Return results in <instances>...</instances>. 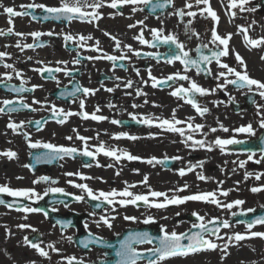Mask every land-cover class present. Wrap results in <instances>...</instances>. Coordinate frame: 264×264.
Listing matches in <instances>:
<instances>
[{
	"label": "flooded vegetation",
	"instance_id": "af4514ba",
	"mask_svg": "<svg viewBox=\"0 0 264 264\" xmlns=\"http://www.w3.org/2000/svg\"><path fill=\"white\" fill-rule=\"evenodd\" d=\"M88 2L92 3L93 0H88ZM110 2L111 0H104V6L97 10L100 18L92 22L75 19L71 22L44 20L45 13L42 9L36 8L27 9L29 15L11 17L12 24L10 25L9 17L4 13L3 7H13L15 11L20 12L25 11L22 5L44 4L47 7H57L60 0H0V5L3 6L0 7V30L5 32V35L0 36V52L8 54L0 62V101H15L22 97L24 103L37 109L36 111H32L31 108L19 109L11 113L7 111L0 113V153L10 150L17 154L13 159L0 155V167L11 165L13 170L10 171L9 176L14 175V181L20 184L25 181L33 183L40 177H49L48 182L34 183L37 185V190L44 186L62 188L64 192L77 196L83 195L84 200L77 201L72 204V207L62 210L64 213L76 212L86 215L84 222L78 225L80 228L71 230L74 233L92 232L105 239L112 238L114 234H108L106 226L101 224L98 227L94 221L104 216L106 209L94 211L92 206L86 202L88 198L86 193L74 187L69 181L76 184H87L94 193L98 194L100 191L106 192L107 185L112 189L115 185L137 184V182L141 183L145 176L148 177L147 183L154 179H168L170 169H164L162 164L155 161L152 164L147 163L153 157L156 160L180 157L176 159L174 168H178L182 163L191 166L209 161L213 163V166H217L223 165L225 160L228 199L231 203L236 200L244 201L237 209L235 206L230 209L229 219L233 218L232 213L242 211L250 213L249 209L264 208V152H262L264 144H261L264 129L259 127L260 120L264 118V107H260V114H257L258 106H264V98L257 94L255 86L251 92L247 88L237 89L231 84L222 89L217 88L218 84H224V78L217 79L216 76L219 72L226 70L219 68L215 61L206 65L211 75L204 72L197 74L195 69L185 72L184 65L179 61L167 63V55L178 51L174 45L159 44L157 47H149L134 39L143 33L145 40L155 43L151 30L163 29L162 35H175L185 45V51H188L189 56L192 59H198L196 52L198 47L207 44L208 48H203V52L215 48L210 43L211 30L215 27L221 37L231 34L228 45L229 55L221 58L222 63L228 64L237 71H245L236 61L238 53L245 62L249 77L264 83V59H261L264 57V45L255 48L246 45L244 33L238 27L246 28L248 36L252 39L264 37V0H249L245 5V9L252 8L255 11H241L239 7L230 8V0H210L209 5H197L196 1L190 0H172V4L164 12H158V14L148 12L146 6L142 4H125L113 9L107 6ZM186 3L193 5L187 8ZM133 7L138 10L133 12ZM206 7H210L216 13L219 18L218 22L213 21L206 11L201 15V11ZM177 10H183L185 13L192 11L196 13V16L190 17L185 14L179 17L175 15ZM86 11L91 12L92 9L88 8ZM33 16L36 19H33ZM138 21H143V24ZM189 21H191L189 28L194 30L198 36L192 35V31H185V25ZM129 25H135V27L130 28ZM9 27L13 28L14 33L19 32L24 35L7 34ZM32 32L45 34L52 32L53 35H42L36 41L30 35ZM106 32L109 33L108 36L105 35ZM65 34L72 35L75 38L74 41L66 42L63 39ZM81 35L91 36L92 39L80 42L83 46L77 47V40ZM112 37H115V40ZM117 40L120 42L119 48L116 47ZM97 41H99L101 51L92 50ZM18 42L21 46L37 43L43 46L21 50L16 47ZM125 45H130L140 55H134ZM149 53L152 55H147ZM104 55L116 57L124 55L126 59L115 62L107 59H85V57ZM74 59H79L80 63H73ZM57 61L66 63L58 64ZM5 63L12 64L15 70L22 75L17 77L13 69L3 67ZM121 64L124 65L123 68L119 66ZM43 67H60L67 71L68 75H65V71H61L54 73L55 79H50L48 73L41 74L34 71V69ZM149 71L151 76L156 77L157 80L180 73L187 75L205 89H216L215 92L210 91V94L205 96L199 94L194 96L197 103L201 107H207L209 112L201 116L190 104L185 103L186 97L182 99L171 95V92L179 87L188 88L189 81L176 79L169 81L167 85H158L153 88ZM4 73L11 74L12 79H5ZM228 79H235V77L228 76ZM21 80L25 82L26 88H32L33 85L40 87L33 92H11L9 87H19ZM128 81H132L131 87H125ZM76 85L81 88L94 89L95 94L87 97L82 92L76 93L74 97L60 95L62 92H71ZM108 88L113 91L108 92L106 90ZM137 90L140 91V95H137ZM34 99L40 103L34 104ZM81 100L85 105L83 110L80 108ZM53 105L65 113L84 111L104 116L106 119L95 121L90 118L83 119L80 115H72L65 123L60 124L57 120L63 117L53 116L51 111ZM11 106L16 107V105ZM0 107L3 105L0 104ZM173 110H175V119L183 122L177 127L184 129L185 137L156 126L159 120H172ZM133 115L141 121L150 117L154 123L151 126L143 122L137 123L132 119ZM113 120L120 121V123L113 124L111 122ZM10 121L17 124L24 122V126L14 133L7 127ZM35 121H41L40 130H37ZM188 123L193 125L191 130L187 127ZM249 124L252 125L255 135L235 131ZM196 125H203V128L196 130ZM221 125L228 131H223ZM212 128H216L217 131H210ZM123 133L136 136L138 139H128L121 135ZM77 134L89 138L86 146L91 151H95V148L102 142L106 149H116L118 154L119 150L127 151L140 159L129 161L121 158L117 162L114 158L101 153L97 154L93 160L77 153L74 158L64 157L46 162L43 159L38 161L36 157L44 156L49 152L48 149L29 147V143H51L56 146L76 148L79 152L85 147V142L77 139ZM189 135L192 136V140L186 139ZM117 136L120 138L117 139ZM67 137H72V139L69 140ZM217 138L234 139L243 143L226 145L224 151H221L220 147L213 143ZM194 140L205 141L206 145L212 146V150L193 145ZM201 152H211V154L201 159ZM249 155L253 157L251 160L248 159ZM241 161L244 162L243 167H240ZM85 164L90 166L85 167ZM30 166L35 167V170L32 171ZM77 172L88 179L66 175V173ZM246 174H250L247 179ZM257 175H260L259 180L256 179ZM190 177L195 180L196 172L191 171ZM53 180L56 183H51ZM254 187L262 190L252 192L251 189ZM230 226L246 228L244 232L247 233L248 238L243 240L245 244L229 245L228 254L224 259H221L223 253L215 254L212 261L207 264H264V238L250 236V232H264V224L255 225L250 230L247 229L246 223H231ZM67 237H71V240L67 238L51 242L57 251L47 246L45 249L48 252V256L45 257L46 264H68L69 258H74L72 264H78L81 261L83 264H102V262L110 264L113 261L111 249H104L93 244L82 249L73 239L75 235ZM152 247H154L152 244L146 243L136 246L135 249L145 254ZM165 261L162 264H166ZM137 264H147V260H138Z\"/></svg>",
	"mask_w": 264,
	"mask_h": 264
},
{
	"label": "snow or ice",
	"instance_id": "6c2138e0",
	"mask_svg": "<svg viewBox=\"0 0 264 264\" xmlns=\"http://www.w3.org/2000/svg\"><path fill=\"white\" fill-rule=\"evenodd\" d=\"M249 2V0H230L229 7L230 8H237L239 7L241 11H255V9L248 8L245 9V5ZM125 4H131V5H138L142 4L145 6L149 7V10L151 12H155L157 9H163L166 6H169L172 4V0H163V3L158 2H153V0H111V2L107 5L110 8L116 9L118 6H123ZM196 4H204L208 5L209 0H196ZM104 6V0H93L92 3H89L88 0H60V4L57 7H47L44 4H29V5H22L21 7L25 9V11H15L13 7H3L0 5V7H3L4 13H6L9 17L8 23L11 25L12 20L11 17H16V16H26L29 15V12L27 9H42L45 15L43 16L44 20L52 19L56 21H68L71 22L72 20H87L88 22H92L94 20H98L100 18V14L97 11L101 7ZM185 7L191 8L192 5L189 3L185 4ZM91 8L92 11L88 12L86 9ZM138 9L136 7L132 8V11L135 12ZM143 10V9H140ZM207 12L208 16L212 18L213 21L218 22L219 18L216 15V13L210 8L206 7L201 11V15H203L204 12ZM188 15L190 17H195L196 13L189 11L185 13L183 10H177L175 12V15L179 17H183L184 15ZM235 15V13H233ZM33 19H36L35 16L32 17ZM138 23L143 24V21H138ZM255 23V21H253ZM191 24V21L188 22V24L185 25V31H192V35L198 36V34L189 28V25ZM129 27H135V25H129ZM239 27V30L244 33V41L246 45H250L251 47H260L261 45H264V37H261L260 39H252L248 36L247 34V29L243 27ZM163 29H152L151 34L153 37V41L155 43L150 42L148 40H145L143 38V33H141L139 36L134 37V39H137L140 44L142 45H148L149 47H157L159 44L163 45H174L175 49L178 51L171 53L167 55V63L171 64L174 61H179L182 65H184V70L187 72L189 69H195L197 74H200L201 72L206 73L207 75H211L210 69L206 67V65L211 64L213 61L217 64V66L221 69H225L226 71L219 72L216 76L217 79H220L221 77L224 78V84H218L217 88H224L227 85L231 84L234 85L237 89H242V88H247L249 92L253 90V86H255V89L257 90V94L261 97L264 98V83L252 79L249 77L246 71V65L243 60V58L237 53L236 54V61L239 63V65L245 69V71H237L236 69L230 67L226 63H222L221 58L226 57L229 55V41L231 39V34L229 33L228 35L221 37L218 33L215 27L212 28L211 30V40L210 43L215 46L214 49H209V54L205 55L202 51L203 48H208L207 44L202 45L201 47H198L196 49V52L198 54V59H192L189 56L188 51H185V45L178 40V38L175 35L169 34V35H162ZM7 34H14L17 36H22L24 35L23 33L19 32H13V28L9 27L7 29ZM5 35V32L3 30H0V36ZM30 35L33 37L34 40L38 41L39 38L42 35H53L52 32L49 33H41V32H32ZM106 36L109 35V33H105ZM63 39L66 42H71L74 41V37L70 34H65L63 36ZM92 39L91 36L85 37V36H79L77 40V47L83 46L80 42H86L87 40ZM113 40H115V37H112ZM42 47L43 44L37 43L35 45L33 44H24L21 46V44L18 42L16 47L21 48L23 50L24 48H33V47ZM120 42L117 40L116 41V47L119 48ZM222 46V48L220 47ZM126 48H128L129 51H132L134 55L139 56L140 53L138 51H134L130 45H125ZM93 51H101L99 49V41L96 42V46L92 49ZM8 54L6 52H0V62L4 60V58ZM79 55V53H78ZM147 55H152L151 53ZM159 56V54H156ZM30 59V58H29ZM85 59H107L109 61H117V60H124L126 57L124 55H121L120 57L112 56V55H104V56H95V57H85ZM261 59H264V57H261ZM41 63V62H38ZM58 64L60 63H66L64 61H57ZM73 63L79 64L80 60L79 59H74ZM204 65V67H202ZM116 65L114 64V67ZM120 67H124V65H119ZM3 67L5 68H10L13 69L17 77H20L22 74L19 71H16L15 68L13 67L12 64H3ZM34 71L40 72L41 74L43 73H48V78L50 79H55L54 73L65 71L61 69L60 67L56 68H50V67H43V68H38L34 69ZM4 78L7 80H11L12 76L9 73H4ZM65 75H68V72L65 71ZM137 75H139V72L137 71ZM228 76H233L235 79H228ZM149 77L152 80V87L156 88L158 85H167L169 81L172 80H187L189 81V87L184 88V87H179L175 89L173 92H171L172 96L180 97V98H185V103L190 104L193 109L197 112V114L203 116L206 113L209 112V109L207 107H201L197 101L194 99V96L196 94H199L200 96H205L210 94L211 92H215L216 89H205L198 85L195 81L191 80L190 77L187 75H181L180 73H175L173 75H170L164 79L157 80L156 77L151 76V72L149 71ZM24 81L21 80V84L19 87L16 86H11L9 87V90L14 93H25V92H33L37 87H40L39 85H33L32 88H26L24 86ZM59 83V81H57ZM132 86V81H128L125 87H131ZM108 92H112L113 89L108 88L106 89ZM94 89H89V88H81L79 85H76L74 89L71 92L67 93H60L61 96H72L74 97L76 93L82 92L85 97L88 95H94L95 94ZM140 91L137 90V95H140ZM34 104L40 103V101L33 100ZM215 103V102H214ZM255 103V101H253ZM0 104L3 105V107H0V113H4L7 111L8 113L17 111L19 109H29L31 108V105L24 103L23 98L21 97L18 100H3L0 101ZM11 105H16V107H12ZM84 101H80V108L81 110L84 109ZM133 107H136V105H133ZM264 107V106H258V111L257 114L259 115V108ZM32 111H36L37 109L31 108ZM51 111L54 117H63L62 119H58L57 123L63 124L66 122L69 116L72 115H80L83 119H92L95 121H101L106 119L104 116L96 115L95 113L89 114L87 112L81 111L80 113H73V112H67L65 113L63 110L56 109L55 106L53 105L51 107ZM99 111V109H97ZM132 119L136 121L137 123L143 122L146 125H152L154 123L152 118H144L142 121L138 120L135 115L132 116ZM191 119V118H189ZM113 124H119L120 121L113 120L111 121ZM31 123V122H30ZM183 123L180 120L175 119V110H173V119L168 120V119H163L159 120L158 123H156L157 127L162 128L163 130H166L168 132H173V133H179L181 137H185V131L184 129L177 127V125ZM35 124L37 125V130H40V125L41 121H35ZM24 126V122H21L19 124L14 123V122H9L7 127L10 128L14 133L17 132L18 129H21ZM188 129L191 130L193 128V125L191 123H188L187 125ZM221 129L225 132L228 131L227 128H224L223 125L220 126ZM259 127L264 129V118H262L259 122ZM196 130H200L203 128V125H196L195 126ZM75 131V129H73ZM210 131L215 132L217 131L216 128L210 129ZM236 132H243L247 133L249 135H255V132L252 128V125L249 124L247 126H242L238 129H235ZM25 138L27 139V134L25 133ZM122 136H126L128 139L131 140H136L138 137L136 136H128L126 133L121 134ZM77 139L85 142V147L83 150H78L76 148H69V147H63V146H56L51 143L47 144H41L40 142H35V143H29L30 148H39L43 147L45 149H48L49 152L45 154L44 156H38L36 159L39 161L41 159L45 160L46 162H51L52 160L55 159H63L64 157H73L75 154H79L84 157H90L91 159L95 160L97 154H103L107 157H112L114 158L117 162L121 158H125L129 161L133 160H139L140 157L131 155L127 151L118 150L116 149H106L104 144L101 142L99 146L95 148V151H91L88 149L86 146V142L89 138L79 136L77 134ZM117 139L120 138V136L116 137ZM67 139H72V137H67ZM187 140H192V136L189 135L186 138ZM184 142V141H182ZM216 146H219L221 151H224V148L226 145L230 144H240L243 143L242 141H237L234 139H220L217 138L213 142ZM261 144H264V138L261 139ZM193 145L204 148L207 147L209 151L212 150V146L206 145L205 141L203 140H194ZM262 152H264V149H262ZM0 155L6 156L9 159H13L16 157V153L13 151H6L3 153H0ZM253 157L252 155H249L248 159L251 160ZM167 158L165 160H156L155 157L152 159H149L147 163L152 164L154 161L156 163L164 164ZM172 159H180V157H173ZM259 163V161H257ZM90 165L85 164V167H88ZM99 166V165H98ZM111 167V165H109ZM197 166H202V162L200 165H191L187 169H180L179 170V175L184 176L186 172L192 171L195 167ZM244 166V162H240V167ZM27 167V165H25ZM68 176H79L81 179H88L87 177L82 176L80 173H66ZM119 175V173H117ZM250 174H246V179ZM200 180H206L207 177L203 176L202 174L198 175L197 177ZM19 179V178H18ZM256 179H260V175L256 176ZM148 180V177L145 176L144 180L141 183L146 184ZM49 177H40L38 180L33 181V183H39V182H48ZM51 183H56V181H51ZM70 184H72L74 187L81 189L84 193H86L87 197L92 200V201H100L102 203H107L109 205H112L114 203H118L120 206H126L128 204L136 205L137 202H143V204L149 208H157V209H163L168 207L169 205H181L184 204L188 201H201V202H206V203H211L216 205L217 207H225L228 209H231L233 206H239L244 203L242 200H236L233 203L221 205L220 201L217 199L216 193L215 192H206V193H197V194H192V195H186V196H177L173 195L169 197L166 193L164 192H158L149 189V192L145 194H134L133 192L129 191V188L135 187V185H128L125 187L124 190L122 191H117L113 189L112 191L109 192H103L100 191L98 194L94 193L91 188L88 187L87 184H76L73 183L72 181H69ZM188 186L184 185V188L177 189L176 191H184ZM261 188L254 187L251 189L252 192H258L261 191ZM48 192H53V193H64V195H70L69 193H65L64 189L62 188H49L45 191V195L48 194ZM0 193L6 194L9 197H23L25 199H31L32 197H36L37 199H42L33 189H19V190H14L7 185L0 186ZM223 196H227L228 192L222 191L220 193ZM116 197H120L119 200L116 199ZM150 197L152 199H150ZM163 197V202H157V198ZM74 200L76 201H82L85 199L83 195L81 196H74ZM4 200H0V204H4ZM11 207V205H8ZM101 206L100 203H97L95 205L96 208H99ZM18 211H23L26 213L29 212H41L43 211L40 208H34L30 206H24L21 208L17 209ZM55 211V209H53ZM249 212L254 211L253 209H249ZM45 216H47V212L44 213ZM179 215V213H177ZM192 215L196 217V220L199 221V223H194L192 225V228L198 229V231H191L189 232H182V233H177L175 230L172 232H168L163 226L160 228L161 235L159 237H151L148 233H132L126 236L123 240L120 241L119 247L115 251V255L118 258L115 261V264H137V261L141 258H143L144 253L137 252L135 247L133 246L134 244H143V243H153V240L156 241V244L154 247L150 248L147 250L148 257H147V264H162L165 260L176 257V256H187L189 254H194L200 251H208V250H216L218 248L221 249L223 252V255L221 256V259H224L225 256H227V249L229 247V242L236 241L239 242L241 240H244L248 238L245 234H240V233H235L231 236L227 237V242L223 244V246L217 244L214 240L206 238V237H215L216 240H224L225 238L223 236H220V227H214V228H209L207 225L208 224H216V218H213L212 220H209L207 222L204 221V217L200 216L198 213L193 212ZM232 215H236V213H232ZM114 219V217L112 218ZM124 219L126 220H135V217H130V216H125ZM97 226L99 227L101 224L104 226L111 228L112 224L110 223L109 218L105 216H101L98 221H94ZM153 218L152 217H147L144 219L143 223L148 224L152 223ZM241 223H244V221H240ZM60 223V222H58ZM256 224H264V215L258 216L255 219L249 221L246 223L247 229H252ZM62 226L66 227V224H62ZM221 226L223 228H229L230 224L227 220H224L221 222ZM20 228H26L30 227L29 225L21 224L18 225ZM85 228H87V224H85ZM33 231H36L35 229H32ZM91 235V234H90ZM251 237H261L264 238V232H250ZM71 240V237L68 238ZM186 241V243H185ZM96 239H90L87 241H81V244L87 248L90 243H96ZM100 243H104L103 241H99ZM24 243L29 245L30 247L34 248L37 253L40 256L47 257L48 252L45 251L43 248L40 247L39 243H33L28 240L27 237L24 239ZM105 247H111V245H104ZM52 248L53 251H57L51 244L48 246ZM74 258H69L68 259V264H72ZM78 264H83V262H78ZM102 264H106V262H102Z\"/></svg>",
	"mask_w": 264,
	"mask_h": 264
},
{
	"label": "rangeland",
	"instance_id": "374dc122",
	"mask_svg": "<svg viewBox=\"0 0 264 264\" xmlns=\"http://www.w3.org/2000/svg\"><path fill=\"white\" fill-rule=\"evenodd\" d=\"M196 1V0H190ZM210 1V0H209ZM193 5V4H192ZM209 5V4H208ZM211 154V152H201V159H204L207 155ZM200 159V160H201ZM200 165V164H199ZM210 165V168L208 166ZM189 166L187 163H182L179 168L173 169L170 172L169 179L166 180H155L152 181L148 185H138L140 188L137 190L139 193L143 191L144 186L148 187L151 190L164 192L169 197L173 195L177 196H186L192 195L197 193H206V192H215L217 199L220 201L221 205L231 203L227 196H223L220 193L222 191L227 190V183H226V163L224 160L223 165L213 166L212 162H203L202 167L197 166L200 168L195 167L192 171L196 172V180H187L185 176L179 175L180 169H187ZM210 169V173L207 169ZM13 170L11 165L6 167L0 168V184L10 185L13 184L15 186H28L31 187V183H17L14 181V175H10V171ZM223 172V173H222ZM222 175L220 176L219 174ZM1 174H5L1 177ZM202 174L203 176L207 177L206 180L198 179V175ZM6 180H10L7 184L5 183ZM165 182L166 184L162 186H158V183ZM184 185L188 187L184 191L177 192V189L184 188ZM158 186V187H157ZM44 187V186H43ZM125 188V184L123 187L121 185H115L112 189L109 185L106 186V189H118L119 191ZM158 188V189H157ZM48 188L44 187V190L40 189V192H45ZM148 189V190H149ZM39 195V192H37ZM163 198V197H161ZM117 200L120 197L116 198ZM31 202L38 201L35 196L29 199ZM236 209L238 206H235ZM168 209H157V208H149L143 204V206H132L128 204L126 206H120L118 203H114L111 209L105 212V217L109 218L110 223L115 224L111 228H106L107 233L110 234L112 232H119L120 227L130 224H139L143 223L144 219L147 217L153 218V226L154 227H161L163 226L168 232H172L175 230L177 233L185 232L187 229L192 227L194 223L197 222H189L184 218V215L187 213L196 212L200 216L204 217V221L207 222L212 220L213 218L216 219H225L228 220V216L230 214V209L225 207H217L214 204L201 202V201H188L181 205H169ZM179 213V215H177ZM125 216L135 217V220H126L124 219ZM114 217V219H112ZM169 220V221H168ZM175 222H180L176 224ZM25 224L29 225L30 227L20 228L18 225ZM32 229H35L36 232L39 231L43 234L44 239H46L47 243L40 244V247L44 250L46 246L52 245V241H57L62 238H66V236L70 235V231H66L65 233H60L54 225L50 224V222L43 217V215L34 213V212H23L22 214L11 215L8 211L0 208V264H46L44 257L40 256L37 251L30 247L29 245L24 243V238L30 232H35ZM246 230L245 227H232L225 228L224 230L220 231L219 235L223 236L224 240H216L214 237H209V239L214 240L217 244L223 246L225 242H227V237L231 236L235 233L244 232ZM107 234V235H108ZM237 244L243 245V243H237L236 241L229 242V245ZM51 249V248H50ZM60 249V248H58ZM17 251H20V254H17ZM9 253H11L9 255ZM223 253L220 248L216 250H208V251H200L194 253L192 255H188L186 257L183 256H176L172 257L168 263L166 264H207L212 261L214 255ZM9 255V256H8Z\"/></svg>",
	"mask_w": 264,
	"mask_h": 264
},
{
	"label": "water",
	"instance_id": "95a60500",
	"mask_svg": "<svg viewBox=\"0 0 264 264\" xmlns=\"http://www.w3.org/2000/svg\"><path fill=\"white\" fill-rule=\"evenodd\" d=\"M53 196L52 195L47 196L46 200L43 203H41L40 205H38L37 208L42 209L44 213L47 212V215H48L49 219L53 223H55L56 221H59L61 224H66L68 226V223H67L68 221H65V220H71V221H73V218H75V217L69 216L68 217L69 219H64L65 217H61V216L54 215L50 211H48V209H47V205L49 204L48 203L49 202L48 200H50V199L53 200L54 199ZM57 196H59V195H57ZM63 198L64 197H60V198H57V199L58 200H62ZM0 200H2V199L0 198ZM208 227L209 228H214V227H220L221 228L222 226H221V222H217L214 225L213 224H210ZM146 231L147 230H145V229H142V231L141 230H134V229L126 230L124 232V234L122 235L123 238H118V239H122L123 240L129 234L137 233V232L144 233ZM191 231L195 232V231H198V229H192ZM147 232L149 233V235L151 234V237L153 236L152 233H150L149 231H147ZM160 235H161V232H160V230H158V231H155V234H154L153 237H159ZM118 239L116 238V240H118ZM118 241H121V240H118ZM153 242L156 244V241L155 240H153ZM185 243H186V241H185ZM113 244L115 245V243H113ZM111 248L114 249V247H111Z\"/></svg>",
	"mask_w": 264,
	"mask_h": 264
},
{
	"label": "bare ground",
	"instance_id": "6f19581e",
	"mask_svg": "<svg viewBox=\"0 0 264 264\" xmlns=\"http://www.w3.org/2000/svg\"><path fill=\"white\" fill-rule=\"evenodd\" d=\"M208 168H210V165L208 166ZM208 168H206V169H207V171L210 173V169H208ZM164 185H165V183H163V182L158 183V186H162V187H163ZM158 186H157V187H158ZM164 187H165V186H164ZM157 202H161V201L158 200ZM140 204H141V203H140ZM168 221H169V220H168Z\"/></svg>",
	"mask_w": 264,
	"mask_h": 264
}]
</instances>
